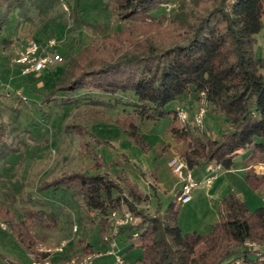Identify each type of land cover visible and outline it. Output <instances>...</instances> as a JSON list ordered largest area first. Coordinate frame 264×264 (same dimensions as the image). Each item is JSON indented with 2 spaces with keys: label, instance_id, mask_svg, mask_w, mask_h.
Here are the masks:
<instances>
[{
  "label": "trees",
  "instance_id": "obj_1",
  "mask_svg": "<svg viewBox=\"0 0 264 264\" xmlns=\"http://www.w3.org/2000/svg\"><path fill=\"white\" fill-rule=\"evenodd\" d=\"M61 1L0 0V45L10 40L8 29L14 24L13 19L26 17L27 2L48 13ZM109 1H117L118 10L127 13L124 19H158L164 5L175 3L170 13H174L183 31L167 45L152 34L135 41L132 33L122 29L113 38L121 41L124 35L130 36L132 43L117 52L105 46L67 52L52 96L61 93L63 103H71L82 91L132 92L136 96L130 102L133 110L120 123L135 143L146 147L138 120L169 117V131L183 145L180 152L190 170L213 162L231 170L236 158L244 154L247 182L254 189L264 187V175L255 170L264 164V58L256 52V36L264 26V0H195L196 10L190 14L187 0ZM78 19L80 24L104 28L103 24ZM191 89L199 93L200 102L205 93L211 111L229 119L230 129L220 137H212L194 124L191 116L187 123L180 124L176 108H168ZM192 107L188 108L193 111ZM7 147L6 133L0 125V162L8 155ZM96 166L94 173L78 169L46 180L38 189L62 195L71 191L88 210L101 215L102 232L113 211L127 208L139 216L137 225L123 228L118 236L129 244L128 249H142L143 258L131 264H264V252L260 250L258 255L245 245L260 241L264 246V206L252 210L245 200L230 193L222 199L218 221L208 234H184L178 223L180 190L165 214L151 215L141 208L149 194L128 175L118 181L102 171L101 165ZM9 200V196L0 200V218L27 253L35 251L40 243L46 244L38 230L47 221V212L33 210L19 216ZM134 233L138 236L134 237ZM89 250L94 253L91 244L75 256L87 255ZM67 252L60 255L68 261L73 255ZM1 257L6 259L3 254ZM11 260L13 264H23Z\"/></svg>",
  "mask_w": 264,
  "mask_h": 264
},
{
  "label": "rangeland",
  "instance_id": "obj_2",
  "mask_svg": "<svg viewBox=\"0 0 264 264\" xmlns=\"http://www.w3.org/2000/svg\"><path fill=\"white\" fill-rule=\"evenodd\" d=\"M27 3L26 17L13 19L14 24L8 29L10 40L0 45V125L6 133L8 145V155L0 162V200L9 196V204L19 216L33 210H45L47 221L39 226L38 231L49 247L55 248L63 240H69L67 253L75 256L90 243L94 253L100 255L94 264H117L115 256L108 254L112 247L105 239L106 235L112 234V220L108 219L102 232L101 215L88 210L84 201L75 198L71 191H64L65 195H62L53 191L40 192L38 188L46 180L78 169L94 173L96 165H101L102 171H107L118 181L128 175L149 194V200L141 205L146 212L165 214L182 188L172 172L170 161L178 155L185 160L169 131L171 119L138 120L146 144L143 147L130 138L120 123L133 110L130 102L135 101L134 93L82 91L71 103H63L62 94L53 97L52 92L61 78L67 52H78L91 46H105L117 52L121 47H128L132 39L144 40L149 34L169 45L180 30L183 31L174 13H170L176 5L172 2L164 5L158 19L141 16L124 19L127 13L118 10L117 1L62 0L48 13L37 10L31 2ZM195 4V0H187L189 14L196 10ZM169 6L172 8L168 9ZM78 18L103 24L104 28L80 24ZM122 29L135 37L131 39L124 35L121 41H117L113 37ZM256 38L257 55L264 58V26ZM33 39L42 45L56 40V50L64 61L40 74L23 76L15 59ZM199 96L191 89L168 108L175 109L181 103L188 107L192 105L195 110L189 108V118L195 120L202 106ZM206 110L203 122L198 126L208 134L217 138L230 129L226 115L213 113L210 106ZM243 159L244 154L239 155L231 171L218 168L214 184L205 186L199 183L191 193V200L181 203L178 223L184 234L195 231L208 234L218 221L221 199L230 193L245 200L252 210L264 206V187L254 189L247 182L246 173L241 169ZM212 165L202 164L189 171L200 182L199 178L210 174ZM0 221L4 220L0 218ZM75 226L78 227L76 232ZM116 241L114 251L126 261L133 263L143 258L140 247L128 249L129 244L121 238ZM251 243V250L258 255L260 250L264 252L262 242ZM1 254L23 264H32L15 235L0 229V263L3 261ZM52 257L54 260L56 255ZM56 262L65 264L67 259L62 257Z\"/></svg>",
  "mask_w": 264,
  "mask_h": 264
},
{
  "label": "built area",
  "instance_id": "obj_3",
  "mask_svg": "<svg viewBox=\"0 0 264 264\" xmlns=\"http://www.w3.org/2000/svg\"><path fill=\"white\" fill-rule=\"evenodd\" d=\"M170 5V4H168ZM172 6H169L168 9H171ZM57 43L56 40H50L47 44L42 45L38 43L36 40H31L27 43V45L23 48V50L19 53L17 58L15 59V63L20 65L22 69V74L28 75L29 73H42L43 71L52 68L64 61V57L57 52L56 50ZM21 96L22 93L18 92ZM202 106L201 109L196 116L194 122L197 125H201L203 122V118L206 115L207 102L205 99V93H202ZM176 114L179 122L182 124L187 123L189 119V108L184 104H180L176 107ZM170 167L172 172L178 177L180 183L182 184V188L180 190L178 199L182 203H187L191 200V193L193 189L199 185L188 168L186 161L178 155L177 157L172 158L170 161ZM218 168H221L220 165L216 163V165H212L210 167V174L206 179V184L211 185L216 179L215 172ZM256 173L259 175L264 174V164H260L255 167ZM110 220L113 221V229L112 234L110 236H105L106 241L111 244L112 250L108 252L110 255H114L116 258L117 264H131L127 262L123 257L119 256L118 252L114 251L117 247V241L119 234H121V230L130 225H137L141 218L139 216L134 215L130 210L123 211H113L109 217ZM0 229L1 230H9L8 225L4 221H0ZM78 227H74V231L76 232ZM138 234L134 233V237H137ZM70 242L69 240H63L58 246L55 248L49 247L47 244L40 243L37 245L35 251L28 252L33 264H60L53 260L54 255L62 254L68 248ZM249 248L251 247V242H246L245 244ZM100 255L91 253L84 256H73L71 257L65 264H94L95 259ZM0 264H13V261L9 258L4 259Z\"/></svg>",
  "mask_w": 264,
  "mask_h": 264
},
{
  "label": "crops",
  "instance_id": "obj_4",
  "mask_svg": "<svg viewBox=\"0 0 264 264\" xmlns=\"http://www.w3.org/2000/svg\"><path fill=\"white\" fill-rule=\"evenodd\" d=\"M21 75L26 76V75H24V74H22V73H21ZM197 108H198V107H197ZM197 108H196V110H197ZM194 110H195V108H194ZM182 146H183L182 144H179V143L177 144V147H178L179 150H181ZM179 152H180V151H179ZM179 152L176 151L177 154H179ZM213 163H215V162H213ZM215 164H216V163H215ZM210 165H212V163H211ZM221 169H223V168L221 167ZM241 169L246 173V171H247L246 168L243 167V168H241ZM231 170H232V169H231ZM231 170H229V171H231ZM208 176H209V173L207 174L206 177H203V176H202L201 179L199 178V179H198V180H200L199 183H200V184H203V185H205V186H210V185L206 184V179H207ZM216 180H217V176H216V179L214 180V182H215ZM214 182H213L212 184H214ZM212 184H211V185H212ZM140 189H141V188H140ZM179 190H180V189H179ZM144 193H145V192H144ZM223 198H224V197H223ZM221 201H222V199H221ZM218 216H219V213H218ZM8 231H9V230H8ZM18 242H19V241H18ZM89 244H90V243H89ZM67 250H68V248L66 249V251H67ZM66 251H65V252H66ZM71 255H73V254H70V256H71ZM109 255H110V254H109ZM73 256H74V255H73ZM62 257H63L62 255L57 254L56 257L54 258V260H55V261H60V260H62ZM5 258L14 259V258H11V257H7L6 255H5ZM1 259H2V257H1ZM3 260H4V259H3ZM14 260H17V259H14ZM32 264H33V263H32Z\"/></svg>",
  "mask_w": 264,
  "mask_h": 264
}]
</instances>
